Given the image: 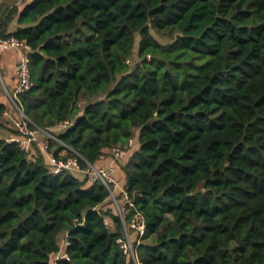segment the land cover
<instances>
[{"label":"trees","instance_id":"1","mask_svg":"<svg viewBox=\"0 0 264 264\" xmlns=\"http://www.w3.org/2000/svg\"><path fill=\"white\" fill-rule=\"evenodd\" d=\"M9 37L29 127L81 166L126 148L145 230L133 259L100 181L0 138V264H52L65 232L58 264H264V0H28L0 15Z\"/></svg>","mask_w":264,"mask_h":264},{"label":"built area","instance_id":"2","mask_svg":"<svg viewBox=\"0 0 264 264\" xmlns=\"http://www.w3.org/2000/svg\"><path fill=\"white\" fill-rule=\"evenodd\" d=\"M9 47H14L19 50V60L16 66V79L17 84L14 91L9 95L13 104L18 111V117L11 120L12 125L20 132L19 136L9 137L7 140H14L19 143V146L27 150L33 143H39L41 150L48 157L49 162L53 167L57 169H68L73 172L86 175L89 181H100L108 191V195L105 198L104 203L112 205L117 211L122 224V235L117 237L116 241L119 243L123 252L129 254L133 259L136 258L135 247L141 239V236L145 230V220L141 212L133 207V202L124 187L123 182L116 175L117 159H120L127 149L120 146H113L110 149V155L112 157V163L106 166L94 165L91 162L86 161L85 166H81L78 160V154L68 157L66 159H56L47 151V136L57 139L49 131L43 130L36 125L29 127L32 123L29 117L23 112V110L15 103V97L18 92L29 89L33 85V81L30 77L27 50L28 45L23 41L14 37H9L0 40V51ZM70 124V121H61L56 125V129L64 128ZM132 139L129 141L131 144ZM126 205L133 207L134 213L132 218L125 222V216L130 212V209ZM68 243L67 232H65L63 238L59 242V249L52 254V264H58V259L61 257L68 258L65 251L66 244Z\"/></svg>","mask_w":264,"mask_h":264},{"label":"crops","instance_id":"3","mask_svg":"<svg viewBox=\"0 0 264 264\" xmlns=\"http://www.w3.org/2000/svg\"><path fill=\"white\" fill-rule=\"evenodd\" d=\"M28 0H0V15L6 8L12 7L13 5L20 6ZM5 15V14H4ZM3 15V16H4ZM18 26L16 22V17L10 22L9 29L14 30ZM19 60V50L14 47H9L2 49L0 51V104L2 105L0 109V138L8 139L13 136L8 129V126L12 123L13 118L18 117V111L16 106L10 99V94L14 91L17 84L16 79V66ZM8 125V126H7ZM52 129H56V126ZM127 159V155L122 157V162ZM119 162L116 160L115 165ZM112 163V157L110 154L102 156L96 165L106 166ZM117 175L121 178L123 182V175L121 170L117 168Z\"/></svg>","mask_w":264,"mask_h":264},{"label":"rangeland","instance_id":"4","mask_svg":"<svg viewBox=\"0 0 264 264\" xmlns=\"http://www.w3.org/2000/svg\"><path fill=\"white\" fill-rule=\"evenodd\" d=\"M156 36H157V38H158L159 40H161V41H165L164 38L159 37L157 34H156ZM135 49H136V46H134V50H135ZM131 147L134 148V145H132ZM105 205H109V204H108V203H105Z\"/></svg>","mask_w":264,"mask_h":264}]
</instances>
